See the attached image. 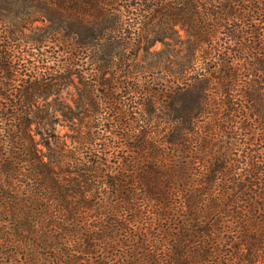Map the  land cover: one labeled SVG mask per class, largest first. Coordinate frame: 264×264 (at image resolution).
<instances>
[{
    "label": "trees",
    "instance_id": "trees-1",
    "mask_svg": "<svg viewBox=\"0 0 264 264\" xmlns=\"http://www.w3.org/2000/svg\"><path fill=\"white\" fill-rule=\"evenodd\" d=\"M8 1L0 264H264V0Z\"/></svg>",
    "mask_w": 264,
    "mask_h": 264
},
{
    "label": "rangeland",
    "instance_id": "rangeland-1",
    "mask_svg": "<svg viewBox=\"0 0 264 264\" xmlns=\"http://www.w3.org/2000/svg\"><path fill=\"white\" fill-rule=\"evenodd\" d=\"M23 3L20 1H8V0H0V14H4L7 20H4L7 23H2L0 22V35H4L6 33V31H8V26H10V29L14 30L15 34L17 35H23L25 36H29V37H35V38H39L44 34L43 27H45L48 23H43L41 21H34V22H27L25 23V21H23V23H20V19L18 16L15 15L16 11H20L23 7L22 5ZM22 36V37H23ZM1 37V36H0ZM51 37V36H49ZM48 37V38H49ZM1 40V38H0ZM20 41V40H19ZM23 43V41H22ZM46 46L43 45L40 48H36V49H32V48H28L27 44V50H28V60L26 62V65L29 67H32L35 63L34 61H36L38 58L43 57V55L46 57V59H48L49 61V57L53 56V52H54V45L50 44L49 42H46ZM0 45H2L1 41H0ZM159 49L161 48V45L158 47ZM1 46H0V51H1ZM40 54H43L42 56ZM42 60H40V62H38V67H45L43 66V62H41ZM47 61V60H46ZM51 62H46V67H50V71H52L53 69V61L50 60ZM146 65L145 63H143V56L139 55L138 58V65L136 67H141ZM134 67V66H133ZM75 95V88H73L71 85L64 87V89L57 95V97H59L60 100H63L65 103H71L73 101ZM55 99H58L55 97L54 95L49 96L48 101H55ZM56 102V101H55ZM58 130L61 133H65L66 131H68V128L63 127V126H58Z\"/></svg>",
    "mask_w": 264,
    "mask_h": 264
}]
</instances>
